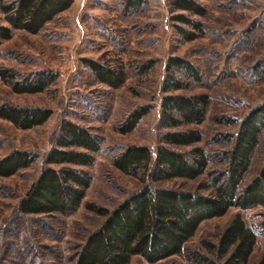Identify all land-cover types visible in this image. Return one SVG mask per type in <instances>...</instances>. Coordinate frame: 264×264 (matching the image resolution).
<instances>
[{
    "label": "rangeland",
    "instance_id": "374dc122",
    "mask_svg": "<svg viewBox=\"0 0 264 264\" xmlns=\"http://www.w3.org/2000/svg\"><path fill=\"white\" fill-rule=\"evenodd\" d=\"M170 1L145 0L140 10L126 11L121 0H75L39 34L16 32L2 43L0 69L11 70L20 78L53 71L58 78L46 91L33 95L15 94L0 79V105L52 112L45 124L26 131L0 119V159L15 150L37 156L31 167L0 178V231L42 170L43 157L53 146L62 121L96 134L101 150L93 166L86 168L91 184L83 205L73 215L56 221L15 223L8 235H0V264H75L82 240L102 221L86 211L84 204L112 210L141 187L137 179L114 169L112 159L128 146H148L154 154L163 133L200 131V143L177 149L188 152L199 147L213 159L207 174L198 180L172 179L155 186L207 193L203 186L210 184L214 171L221 168L217 154L229 146L223 136L235 134L246 114L264 103V0H194L205 8V17L171 11ZM179 14L202 24L195 40L185 41L177 33L176 27L193 31L173 19ZM170 57L190 62L199 72V83L170 94L209 97L207 118L200 125H160V104L165 95L162 84ZM83 59L121 67L126 74L124 86L113 90L99 84L83 66ZM142 106L150 107L149 113L134 131L120 134L117 130L129 113ZM220 139L223 143H218ZM263 162L264 135L246 182ZM236 214L256 233L257 244L248 262L256 264L264 246L263 208L231 209L223 217L203 222L187 245L188 251L221 264L223 260L209 254L204 243H216ZM187 253L157 264H199ZM130 264L148 263L134 258Z\"/></svg>",
    "mask_w": 264,
    "mask_h": 264
},
{
    "label": "trees",
    "instance_id": "16d2710c",
    "mask_svg": "<svg viewBox=\"0 0 264 264\" xmlns=\"http://www.w3.org/2000/svg\"><path fill=\"white\" fill-rule=\"evenodd\" d=\"M75 0H0V47L16 32L39 34L49 23L67 11ZM145 0H121L126 11H138ZM171 11L187 12L205 17V8L194 0H172ZM175 21L193 31L176 27L185 41H193L202 24L179 14ZM195 31V32H194ZM95 80L110 89L124 86L126 74L121 67L92 59H83ZM53 71H40L20 78L11 70L0 69V79L15 94L33 95L46 91L57 80ZM201 80L197 69L179 57H170L165 66L161 100L160 125L177 128L200 125L207 118L209 97L205 94L184 96L170 94ZM150 107L134 109L117 130L128 134L149 113ZM51 110L39 107L0 105V119L19 130H31L45 124ZM264 135V103L251 109L239 123L233 135L223 136L228 148L220 151L221 168L215 170L207 193L191 190L159 188L155 184L172 179L198 180L207 174L212 157L202 148L188 152L177 148L193 146L202 141L196 129L166 132L160 136L153 154L148 146H128L112 159V166L122 174L137 179L141 187L128 195L112 210L95 204H84L86 211L102 219L98 227L88 232L78 247L75 264H130L134 258L157 264L188 252V258L199 264H215L188 251L203 222L220 218L231 209H264V162L247 182V175ZM218 142V141H217ZM218 143H223L220 139ZM101 150L99 137L87 128L64 120L53 146L43 157V168L25 195L19 200L14 216L1 228L8 235L10 227L24 220L56 221L73 215L82 205L91 184L86 170L93 166ZM37 159L34 153L15 150L0 159V178H8L31 167ZM13 238L14 235L11 234ZM257 244L255 231L240 214H236L219 234L216 243L204 247L221 264H248ZM256 264H264V246Z\"/></svg>",
    "mask_w": 264,
    "mask_h": 264
}]
</instances>
